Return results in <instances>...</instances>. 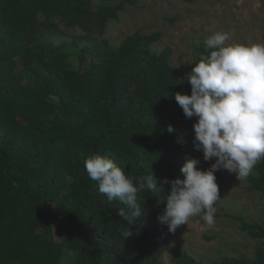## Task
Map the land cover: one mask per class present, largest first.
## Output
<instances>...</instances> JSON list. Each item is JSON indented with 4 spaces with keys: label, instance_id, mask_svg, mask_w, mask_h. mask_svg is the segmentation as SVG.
Instances as JSON below:
<instances>
[{
    "label": "trees",
    "instance_id": "obj_1",
    "mask_svg": "<svg viewBox=\"0 0 264 264\" xmlns=\"http://www.w3.org/2000/svg\"><path fill=\"white\" fill-rule=\"evenodd\" d=\"M139 1L0 0V264H62L65 248L76 251L69 264H163L170 248L175 264H203L172 246L175 232L157 219L164 204L150 191L140 193L144 212L124 239L118 208L127 206L109 202L84 166L99 153L131 177L153 172L161 181L183 178L190 158L181 120L168 108L185 118L174 94L191 85L172 65L170 46L152 50L162 33L135 31L119 46L101 38ZM66 28L84 31L73 36V49L51 40ZM205 38L196 62L208 54ZM255 171L250 189L264 191V160ZM238 219L261 240L253 259L226 256L215 264H264V220ZM56 226L64 229L61 241Z\"/></svg>",
    "mask_w": 264,
    "mask_h": 264
},
{
    "label": "clouds",
    "instance_id": "obj_2",
    "mask_svg": "<svg viewBox=\"0 0 264 264\" xmlns=\"http://www.w3.org/2000/svg\"><path fill=\"white\" fill-rule=\"evenodd\" d=\"M229 34L215 31L204 40L208 50L186 75L191 93L176 92L174 98L186 118L196 117L192 125L193 144L202 151L204 161L188 158L180 168L183 178L158 181L153 172L137 177L126 174L113 159L99 153L85 159L88 177L109 202L127 206L118 214L127 221L124 239L132 235L129 227L144 212L142 192L150 191L164 204L157 219L174 233L190 218L200 217L209 227L215 224V204L220 188L215 173L227 170L239 182L246 181L255 165L264 160V43H227ZM167 131L174 128L168 125ZM165 185H169L168 190ZM166 192L161 198L160 194Z\"/></svg>",
    "mask_w": 264,
    "mask_h": 264
},
{
    "label": "rangeland",
    "instance_id": "obj_3",
    "mask_svg": "<svg viewBox=\"0 0 264 264\" xmlns=\"http://www.w3.org/2000/svg\"><path fill=\"white\" fill-rule=\"evenodd\" d=\"M121 0H94L95 5L116 4ZM67 35H54L55 44L71 45L73 49L76 34L81 28H66ZM135 31L144 33L161 32V39L152 46L161 52L166 46L173 50L171 63L184 73H190L197 60V47L202 38L215 31L229 34L227 43H264V0H140L138 5H127L120 17L111 20L101 38L119 46ZM70 61L79 65L78 56L72 54ZM190 94L191 88L186 92ZM170 116L179 117V129L189 146L190 158L200 161V169L210 167L212 161H204L202 151L195 149L192 125L196 117L182 118L176 107H169ZM256 173L255 167L252 174ZM220 188V198L215 204V224L207 226L200 217L190 218L187 225L175 231L172 246L178 245L203 264H215L223 257L245 255L253 259L260 239L251 238L240 229L242 217L246 221L264 220V191L251 190L249 181L239 182L235 174L227 170L215 173ZM64 229L55 227V238L61 241ZM76 255L75 250L65 248L62 264H69ZM171 248L166 250L161 260L163 264H175Z\"/></svg>",
    "mask_w": 264,
    "mask_h": 264
}]
</instances>
